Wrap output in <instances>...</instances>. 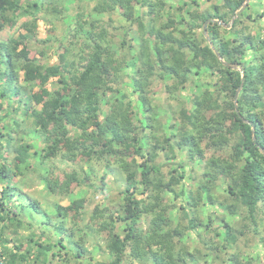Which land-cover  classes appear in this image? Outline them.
Masks as SVG:
<instances>
[{
  "label": "trees",
  "instance_id": "16d2710c",
  "mask_svg": "<svg viewBox=\"0 0 264 264\" xmlns=\"http://www.w3.org/2000/svg\"><path fill=\"white\" fill-rule=\"evenodd\" d=\"M244 1L0 0V101L22 109L11 127L0 115V264L89 263L88 239L108 256L95 264H252L246 251L264 245V0L229 29L209 22V42L203 32ZM38 20L60 36L37 40ZM48 51L52 65L35 56ZM200 77L213 89L178 97ZM34 160L47 194L72 198L53 215L13 183ZM87 168L123 183L115 211L76 197L100 190Z\"/></svg>",
  "mask_w": 264,
  "mask_h": 264
},
{
  "label": "rangeland",
  "instance_id": "374dc122",
  "mask_svg": "<svg viewBox=\"0 0 264 264\" xmlns=\"http://www.w3.org/2000/svg\"><path fill=\"white\" fill-rule=\"evenodd\" d=\"M88 2H91V0H77V2L75 4H76V6H78V5H84L85 3H88ZM77 3H79V4H77ZM257 8L259 9L260 6L258 5ZM64 15L66 16V19L64 21V26L66 27L71 22L72 15H70V12H67V11L64 12ZM256 24H257L258 29H259V27H261V31L264 32L263 22L261 20H258L256 22ZM36 29H37V34H36L35 38L37 40H41V39H44L46 37L53 36V35H56L57 37L60 36L59 32H57V31H60V28H58L57 31H53L51 26H48L46 24V22L44 23L42 20H38L36 22ZM4 36H5V38L7 37L6 34ZM40 51H41L40 44H38L35 41H32V48H31L29 56H34V54H36L37 52H40ZM35 56L41 61H44V60L47 61V63L49 65H52L56 60L55 55L53 54L52 51H48L47 55L44 57H39L38 55H35ZM199 80H200V82L198 85L201 86L200 88L195 87L194 89H192V87H193V84H192L191 87H187V88L179 91L178 97L187 98L190 94H192V92L194 94H199V91L204 89V87L208 88L210 90L213 89L215 77H212V78L200 77ZM35 92H36V89L34 90V93ZM0 102L4 105H8L4 109V111L0 112V115L2 117V122L5 124L8 123L7 126L11 127V122L8 120V116H9V118L16 119L19 115V112H21L22 109L20 107H17L16 104L10 105V103H8L6 99L1 100ZM178 108H176V112H178ZM12 109H14V110H12ZM165 112H166V105L165 104H158V108L156 110V115L158 117H162L165 115ZM23 141H25V142L28 141V137H26V138L24 137ZM3 151H5V150H3ZM0 154L3 155V152H0ZM31 165L33 166V169H34L33 173L28 174L25 178L24 177L23 178L17 177V178L13 179V183H15V184H17V186L21 187L23 195H25L28 198L37 199L38 201H40L42 203L41 205L43 206V209L45 210V212H47V214H50V215H53V213H54L53 204L55 203V201L59 202V204H61L62 206H68L72 198L67 197V196L58 197L56 195L47 194L46 188H45V181L41 180L39 177L40 173L42 175L44 174V171L42 170L43 168L41 167L40 162L38 160H34ZM191 167H193L196 171L199 170V167L197 165H188V167H185L184 172H185V175L188 176V178H190V176H191ZM87 170L89 173H92L96 177L95 182H96L97 186L100 188V190L96 193H90V194L86 193V191H80L76 195V197L87 198L89 200V209L93 208L94 206H98V208H100V209L107 208L106 214H109L110 210L115 211L116 205H115L114 200L117 197V193L119 192V190H121L123 188V183L120 181H117L116 177L112 176L111 174H109L108 172H106L104 170L95 171V170H92L90 168L89 169L87 168ZM69 171H71V169L68 168V170L66 172H69ZM55 175L59 181H63L64 176L62 175V173L56 172ZM1 185L2 186L5 185V182L1 183ZM15 198H17L18 201H16ZM15 198L12 200L15 203V209L17 210L18 205L22 201V197L17 196ZM119 201H120V199H119ZM215 209L216 208L211 207V208H209V211L214 212L213 214L218 213V211H215ZM27 216L28 215L25 216V219L28 218ZM34 218L36 219V224L34 226L35 232H37L38 236L46 237V235H44L43 232L46 233L47 230H52V227L49 229H45V231H41V230H43V228L39 227V225L42 221V219L40 218V215L35 214ZM226 218L230 222V218L229 217H226ZM256 240H257V238L255 239L254 237H251V242L253 241V243H254V242H256ZM87 241H88V244L86 245V248H88V251L90 253V257L92 258V260L89 261V263H85V264H95V262H100V261L101 262H107L108 256L106 254H102L99 247L91 245V239H88ZM98 242L100 245L103 244L101 239H98ZM85 244H86V242H85ZM255 246L252 247L250 250L246 251V255L244 258L246 259V256L250 255L252 257V261H251L252 264H264V245L259 243V240H258V246H256V247ZM64 264H67V263L64 262Z\"/></svg>",
  "mask_w": 264,
  "mask_h": 264
},
{
  "label": "water",
  "instance_id": "95a60500",
  "mask_svg": "<svg viewBox=\"0 0 264 264\" xmlns=\"http://www.w3.org/2000/svg\"><path fill=\"white\" fill-rule=\"evenodd\" d=\"M249 2H250V0H245V1L242 3V5L240 6L239 10H238L237 12L234 13V15L232 16V18H231L229 24H227V25H225L223 22H221V21H217V20H208V21H206V22L204 23V26H203V32H204V34H205L206 40L209 42V38H208V36H207V32H206V25H207L209 22L216 23V24H218V25H220V26H223V27L226 28V29H229V28L231 27V25H232L234 19L237 17L238 13L241 12V10L245 9L246 6L249 4ZM210 48L214 51V53H215L216 57L218 58V60H220V61L222 62V58H221L220 55L214 50V48L212 47L211 44H210ZM223 64H224L225 67H230V68L233 69V70H238V71L241 73V77H242L241 80L243 79V72H242L241 68H238L236 65H230V64H228V63H224V62H223ZM241 88H242V84H240V86L238 87V89L236 90L235 95H234V108H235V113H236L237 115H239V112H238V109H237V97H238V94H239ZM239 116H240V115H239ZM240 118H241V117H240ZM252 130H253V128H252Z\"/></svg>",
  "mask_w": 264,
  "mask_h": 264
}]
</instances>
